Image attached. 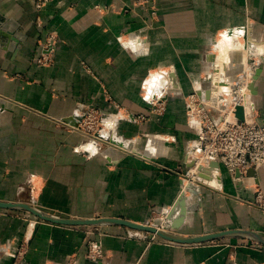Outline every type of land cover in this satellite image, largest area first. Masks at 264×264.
Instances as JSON below:
<instances>
[{
  "label": "crops",
  "instance_id": "obj_1",
  "mask_svg": "<svg viewBox=\"0 0 264 264\" xmlns=\"http://www.w3.org/2000/svg\"><path fill=\"white\" fill-rule=\"evenodd\" d=\"M136 1L52 0L37 9L33 0H0V201L141 224L174 206L197 137L187 98L201 85L218 38L233 40L225 31L246 28L260 45L251 115L264 126V0H150L148 10ZM50 32L60 43L54 63L40 67L34 59ZM118 38L141 47L132 51ZM161 70L169 72V89L166 112L156 115L143 99L144 82ZM92 108L147 116L118 124L115 140L127 146L131 138L132 153L109 149L86 158L77 151L85 137L66 124L77 125ZM215 170L208 167L218 188L186 197L188 219L178 235L248 231L264 238V166L239 180ZM93 227L0 210V264H264V247L243 236L182 245L124 226ZM91 239L103 244L99 262L86 258Z\"/></svg>",
  "mask_w": 264,
  "mask_h": 264
},
{
  "label": "built area",
  "instance_id": "obj_2",
  "mask_svg": "<svg viewBox=\"0 0 264 264\" xmlns=\"http://www.w3.org/2000/svg\"><path fill=\"white\" fill-rule=\"evenodd\" d=\"M48 1L39 0V3L42 6ZM49 36L41 47V53L34 59L36 65L40 67H47L54 62L59 43L55 33ZM224 81L232 85L230 91L231 93L234 91L236 94L240 92L239 90L244 84L242 79ZM215 84L199 86L195 93L187 98L188 119L195 127L197 136L189 151L187 161L189 163L199 162L202 169L211 167L212 163H217L220 168L223 167L227 170L232 179L239 180V178L245 177L249 171H257L264 166V126L251 119L250 108H253V102L248 90L250 83L247 86L248 107L242 102L243 100L232 101V114L221 109L218 98L224 97L226 92H219ZM214 88H216L215 93ZM158 92L163 95H158ZM165 93L163 89L154 90L147 101L152 107L153 114L163 115L166 112ZM208 93L209 96H207ZM240 109L243 111V119L238 116ZM126 119L139 124L146 121L147 116L129 117L122 114L120 110L113 115L88 109L84 113L82 121L77 125H66L90 138L95 154H98L104 143L123 150L121 144L115 140V134L118 124ZM87 152L91 151L87 149Z\"/></svg>",
  "mask_w": 264,
  "mask_h": 264
},
{
  "label": "rangeland",
  "instance_id": "obj_3",
  "mask_svg": "<svg viewBox=\"0 0 264 264\" xmlns=\"http://www.w3.org/2000/svg\"><path fill=\"white\" fill-rule=\"evenodd\" d=\"M33 1H34V4H35V7L37 9H39V8L41 9V8L45 7L48 3H50L52 0H49L45 5H42V6L40 5L39 0H33ZM150 2H151L150 0H137L136 1V4L137 5H140V6H143V7H145L148 10L149 9L148 4H150ZM151 16L153 18L156 17V11L153 8L151 9ZM52 33L53 34L55 33L57 35L58 43H60V38H59L58 33L57 32H50L44 38V40L41 41L40 48L44 45L45 41L50 37L49 35H51ZM225 33L226 34L228 33L230 35V37L233 38V40L231 42L234 43V44L232 43V45H234V48L231 49L230 55H229L228 59L226 60V63L222 67H218L217 60L219 58L218 57L219 50H217V47H218V43H219V40H220L221 37L218 38V40L215 43L213 49L211 50V55L212 56L210 57L209 62L206 63L205 68L202 71V76H201V78L199 80V82L201 81L200 82L201 85H197L196 88H199V86H203V85L208 86L210 84H215L216 83L215 84L216 87L218 89H221L219 87V85L217 86V83L222 82V81L227 80V79H232V80H241L242 79L243 82H244V84L242 86H246V85L248 86L249 83L251 84L252 79H253V76L256 74V71L258 69H261L262 70V67L261 66H262V57H263V55L260 53V51H261L260 50V45L259 44H253V40H251V38H249L248 35H247L246 28H242L240 30H237L236 32H227V31H225V32L222 33V36ZM255 45H257V46H255ZM51 65H49V66H51ZM161 71H163V70H161ZM160 72L158 71L156 73L157 74H160ZM253 72H254V74L252 76V79L247 81V78L248 77H246V76L249 75V73L252 74ZM168 75H169V72L166 71V74L163 75L162 76V79H161L162 82H163V80H165L162 83L163 86L160 87L159 89H156V90H160V89L162 90L163 89V91L166 92L165 93V97H167V95H168V92L167 91L169 89L168 88V85H169L168 81L169 80L167 78ZM148 78H150V76H148ZM225 82L227 84L226 86L229 87V83L227 81H224V83ZM257 82H256V84H257ZM249 86H248V90L250 92L251 99H252V102H253L254 95L251 93V91L249 89ZM231 89H232V87L230 88V90ZM230 90L229 91H222V92H226V95H230V93H231ZM146 92H147V90L145 89L143 96L146 95ZM234 93L235 92L233 91L231 94L234 95ZM247 93L244 95V98H245V102L246 103L245 102H243V103L245 104V106L248 107V105H249V98H248V94ZM192 95L193 94H191V96ZM222 98H223V96H222ZM146 103H148V102L146 101ZM252 109L253 108H250V111H252ZM95 110H97V109H95ZM87 111H88V109L85 112H87ZM97 111H100V110H97ZM114 114H116V113H114ZM126 115L128 116V114H126ZM251 119L253 120V118H251ZM256 123L259 124L258 122H256ZM83 136L85 137V141L78 147V149H80L79 150V153H81L86 158H92V157L99 156L102 152H104L106 150H109V149H116L114 146H110V145H107L106 143H104L102 145V147H101L102 149L100 150V152L98 154H95L94 155L92 151L91 152H87V146H88V144H91V139L88 138V137H86L85 135H83ZM126 140L129 142L130 145L127 143V146H124V145H120V146L123 148V150H122L123 152L130 154L132 152L131 151V147H132V144H133L132 143V139L131 138H129V139L126 138ZM220 170H221V168H220ZM187 174L185 175V178H184L185 180H190L191 177H192L193 179H195L196 181H198L196 183L197 188H199V191H196L197 194L200 191H202V188L203 187H205V188H209V187H211V188H218V186H216L217 183L216 184L214 183V184L210 185L206 181H204L201 178H199L198 175L197 176L196 175L192 176L193 175V172L191 170H188ZM219 174L221 175V171H220ZM184 184H185V182H184ZM182 192H184L183 187H182ZM197 194H195L194 196H199V194L198 195ZM184 196L188 197V196H191V194L190 193L189 194L188 193L187 194L181 193L180 198L178 199V201L180 199H183L181 197H184ZM260 197H261V191L258 189V198H260ZM191 200L196 201V198L191 199ZM177 202H176V204H177ZM184 202H185V204H187V200L186 199H185ZM182 204H184V203H182ZM174 206H172L169 209H166L165 211H162L161 213L154 214L153 217H152V219L150 220L151 222L146 223V224H148V225H151V224L152 225H156L160 229H164L167 232H171V233L178 234L177 233L178 230L177 229L174 230L172 228V220L174 222L177 217H179L180 215L186 214V213L185 212L183 214L179 213L177 211V209L179 208V205H178V207H175V209L173 210L174 212H177V213H174L173 212V214H172L173 216L171 217V212H172V209L174 208ZM186 208L187 207H185L182 210L185 211ZM190 210L192 211L193 209H190ZM21 212H25V211H21ZM26 213H29V212H26ZM30 215H32V214H30ZM184 218H186V217H184ZM93 228H99V227H97V226L95 227L94 226ZM95 232H98V230L95 231ZM139 232H141V231H139ZM142 233H146V232H142ZM146 234H148V233H146ZM148 235H150V234H148ZM151 238L152 239L156 238V239H154L155 241L157 240V241H160V242H166V241H164L163 239H161L158 236H154V237H151ZM215 242H219V241L218 240H214V241H210V242H207V243H204V244L205 245L206 244H213ZM261 246L264 247V245H262V244H261ZM86 258L88 260H90L91 262H93V263L99 262V261H101L104 258V248H103V244H102V242L99 239H91V240L88 241Z\"/></svg>",
  "mask_w": 264,
  "mask_h": 264
},
{
  "label": "water",
  "instance_id": "obj_4",
  "mask_svg": "<svg viewBox=\"0 0 264 264\" xmlns=\"http://www.w3.org/2000/svg\"><path fill=\"white\" fill-rule=\"evenodd\" d=\"M261 74V69L256 71V74L253 76L252 82L249 86V89L253 95L256 94V82L258 81ZM216 92V88H214V93ZM209 96V93L207 94ZM193 165V164H192ZM211 167H216L220 169V166L217 163H212ZM0 210H20L29 212L36 218L50 222L53 224L65 225V226H104V225H118L124 226L133 230L146 232L150 234V237L158 236L163 240L169 241L171 243L182 244V245H202L204 243L219 240L229 236H243L250 238L252 240L257 241L258 243L264 245V238L255 233L248 231H224L214 234H206L202 236H193L186 237L181 236L176 233L167 232L166 230L160 229L156 225H148L132 222L129 220H125L122 218H66L56 216L45 211L40 210L29 203L23 202H3L0 201Z\"/></svg>",
  "mask_w": 264,
  "mask_h": 264
},
{
  "label": "bare ground",
  "instance_id": "obj_5",
  "mask_svg": "<svg viewBox=\"0 0 264 264\" xmlns=\"http://www.w3.org/2000/svg\"><path fill=\"white\" fill-rule=\"evenodd\" d=\"M232 39L231 38H224L223 40L220 41V43L218 44V48H219V53H218V60H217V63H218V67H222L225 63H226V60L228 59L229 55H230V51L232 48H234V45H232L233 42H231ZM234 44V43H233ZM220 69V68H219ZM209 74V73H208ZM207 74V75H208ZM254 72L251 74L249 73V75H247L246 77L247 78V81L248 80H251L252 79V76H253ZM211 76V75H210ZM209 76V77H210ZM250 78V79H249ZM209 79V78H208ZM251 82V81H250ZM219 85V87L221 89H219V92H222V91H229L230 88H231V84L229 83V87L226 86V82L224 83V81L222 82H219L217 83V86ZM222 85V86H221ZM249 85V84H248ZM240 92H238L237 94L234 93L230 95H226L225 97H219L218 101H219V105L221 106V109L224 111V112H227L229 114H232V110H231V102L232 101H235V100H243L242 102H245V98H244V95L247 93V85L246 86H241ZM246 92V93H245ZM248 94V93H247ZM246 103V102H245ZM71 126V125H70ZM74 126V125H72ZM193 164V165H192ZM211 168V167H210ZM215 168L216 170L215 171H219V168H216V167H213ZM190 169L191 171L193 172V175H198L199 178H201L202 180L206 181L208 184L212 185L215 183V179H214V176L213 174L209 171L208 172V167L207 168H200V165H199V162L196 163V162H193V163H190ZM195 176V177H196ZM242 178V177H241ZM240 179V178H239ZM198 181H196L195 179H193L191 177L190 180H187V182H185L183 188H184V192L182 193H185V194H191V195H195L197 194L196 191H199V188H197L196 186V183ZM183 199H180L177 204H175L174 208L172 209V212H171V217L173 216V210L175 209V207H178L179 205V208L177 209V211L181 214H183L184 212L186 214H183V215H180L179 217H177L173 224H172V228L175 230V229H179L180 226L182 225L183 223V220H184V217H187V209L184 211L182 209H184L186 207L185 205V199H186V196L184 197H181ZM184 203V204H182ZM174 213H177V212H174ZM184 216V217H183ZM188 219V218H187ZM163 230V229H162Z\"/></svg>",
  "mask_w": 264,
  "mask_h": 264
},
{
  "label": "clouds",
  "instance_id": "obj_6",
  "mask_svg": "<svg viewBox=\"0 0 264 264\" xmlns=\"http://www.w3.org/2000/svg\"><path fill=\"white\" fill-rule=\"evenodd\" d=\"M118 40H120V42L123 44V46L125 48L131 47L132 51H136L139 47H141L138 44H135L134 42H125L124 38H118ZM144 54L147 55L148 54V49L144 48ZM166 74V70H163L160 72V74H157L155 71L152 73V75L150 76L149 79L145 80L144 82V88L147 90V95H145L143 97V99L145 101H148L150 99V96L153 93V90L159 89L160 87H162L163 85L160 83L162 76ZM158 95H163V93H157ZM87 149L92 151L93 154H95V149H93V146L91 144H89L87 146ZM80 149H77V151H79Z\"/></svg>",
  "mask_w": 264,
  "mask_h": 264
}]
</instances>
